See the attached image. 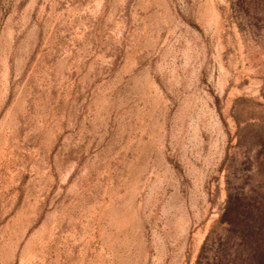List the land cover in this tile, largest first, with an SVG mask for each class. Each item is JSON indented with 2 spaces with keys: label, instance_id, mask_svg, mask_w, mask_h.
<instances>
[{
  "label": "rangeland",
  "instance_id": "1",
  "mask_svg": "<svg viewBox=\"0 0 264 264\" xmlns=\"http://www.w3.org/2000/svg\"><path fill=\"white\" fill-rule=\"evenodd\" d=\"M263 154L264 0H0V264L212 263Z\"/></svg>",
  "mask_w": 264,
  "mask_h": 264
},
{
  "label": "trees",
  "instance_id": "2",
  "mask_svg": "<svg viewBox=\"0 0 264 264\" xmlns=\"http://www.w3.org/2000/svg\"><path fill=\"white\" fill-rule=\"evenodd\" d=\"M260 167L264 170V162L261 163ZM246 208H248L249 213L254 215H236V222L228 224L232 228L240 227L241 231L227 232V237L223 239L224 245L220 247L218 253L214 254L215 257L212 259V263L205 255L207 254L206 245L209 238V235H207L195 264H264V194L259 195L256 192V195L250 198ZM229 210L233 209L229 206L226 207V211L229 212ZM247 216H252L251 223L245 220ZM246 229L251 231L250 235ZM230 238L233 241L230 242Z\"/></svg>",
  "mask_w": 264,
  "mask_h": 264
}]
</instances>
